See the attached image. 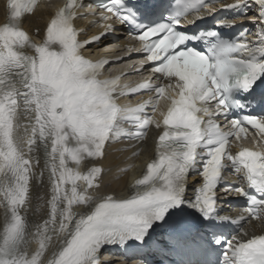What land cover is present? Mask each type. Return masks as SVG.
Masks as SVG:
<instances>
[{"label":"snow or ice","instance_id":"obj_1","mask_svg":"<svg viewBox=\"0 0 264 264\" xmlns=\"http://www.w3.org/2000/svg\"><path fill=\"white\" fill-rule=\"evenodd\" d=\"M253 3L258 16L248 19L257 31L249 40L246 29L233 37L220 31L235 27L239 17L186 30L218 10L246 15L248 0H170L151 14L127 0H96L87 7L97 10L89 15L103 31L81 40L74 22L87 18L80 12L84 0H65L37 43L22 22L39 0H7V21L0 25V264H100L104 246L144 244L166 226L170 245L179 249L189 209L210 226L264 222V114H244L251 108L247 96L264 81V0ZM116 24L127 25L140 45L137 73L148 65L160 83L101 79L110 61L83 52ZM142 93L150 98L118 103ZM152 126L162 129L155 158L134 181L132 195H92L103 170L82 172L83 164L102 159L110 142L144 140ZM249 137L254 147L239 144ZM228 170L248 187L225 184ZM45 173L47 214L29 222L32 184L42 185ZM190 174L200 179L188 197ZM232 195L246 198L247 206L235 219L218 215V202ZM211 243L220 248L217 264H264V234L249 237L240 227L238 236L214 234Z\"/></svg>","mask_w":264,"mask_h":264},{"label":"bare ground","instance_id":"obj_2","mask_svg":"<svg viewBox=\"0 0 264 264\" xmlns=\"http://www.w3.org/2000/svg\"><path fill=\"white\" fill-rule=\"evenodd\" d=\"M251 1V0H248ZM257 6L254 3H251V8L249 13H256ZM49 11H43L36 15L37 24L40 25L42 23V19L45 16H49ZM3 21V11L2 7H0V23ZM31 25L29 28H32ZM153 142H151V145ZM116 148L111 147L106 151V158L103 162L106 168V178L104 177V186L103 189L98 191L96 194H92L97 198L101 197L99 194L106 193H114L118 196L126 195L129 191V187L134 181L135 178L139 177L144 169L146 163L152 158V150L147 147V145L140 146L142 151L138 149H134L129 152L121 153L115 152ZM130 166H133L132 169ZM120 168H125L127 173H122L118 179L113 175L115 171ZM37 173L39 171L36 169ZM111 177L109 178V176ZM197 178H194L190 182V188L192 189ZM190 194H192L190 192ZM48 184L44 181L41 185L37 181H33L32 190H31V206L27 213V219L29 222L39 221L47 214V204L46 201L48 199ZM77 213L83 212L84 208L77 207L75 209ZM31 248H35V244L31 245Z\"/></svg>","mask_w":264,"mask_h":264}]
</instances>
